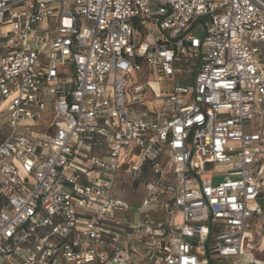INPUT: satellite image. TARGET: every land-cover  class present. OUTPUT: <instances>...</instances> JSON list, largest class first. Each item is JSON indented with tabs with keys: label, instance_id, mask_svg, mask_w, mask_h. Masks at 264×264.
I'll use <instances>...</instances> for the list:
<instances>
[{
	"label": "built area",
	"instance_id": "built-area-1",
	"mask_svg": "<svg viewBox=\"0 0 264 264\" xmlns=\"http://www.w3.org/2000/svg\"><path fill=\"white\" fill-rule=\"evenodd\" d=\"M5 25L0 256L23 244L18 264H264V207L248 209L264 201V0H0ZM141 71L174 81L163 112L126 103ZM146 164L140 202L119 198L122 170Z\"/></svg>",
	"mask_w": 264,
	"mask_h": 264
},
{
	"label": "rangeland",
	"instance_id": "rangeland-1",
	"mask_svg": "<svg viewBox=\"0 0 264 264\" xmlns=\"http://www.w3.org/2000/svg\"><path fill=\"white\" fill-rule=\"evenodd\" d=\"M54 19H50V26L54 25ZM9 27L7 25L0 27V32H5ZM154 31L157 33V27L154 26ZM55 35V31L51 33V36ZM184 69V68H183ZM185 70H188L185 69ZM178 85L184 87H191V81L189 75L186 71L179 73L177 75ZM174 86V81H167L163 77H158L157 73L149 75L146 71L136 72L128 78V84L125 88V101L128 105L135 104L136 108L141 109L146 115L155 114L157 112H163L165 110V101L164 99L168 97ZM7 102L0 106V137L6 134L5 122L7 120ZM50 122L49 118L45 119L43 126L33 129L35 132L43 133L46 132L45 127L47 123ZM258 144H255L252 148L256 149ZM264 151V146L260 147ZM135 154L132 156V161H135ZM168 156L165 155L161 159V164L167 162ZM238 161L237 158L232 159L229 164H215L212 167H209V172H207L203 178L210 179L212 172H220L222 176L229 174L231 171L232 163ZM221 181V177L213 179V183H218ZM142 179H136L134 181L131 178L123 177L120 178L116 186L117 195L123 197L126 201L133 205H137L140 202L142 195ZM2 205V199L0 198V206ZM256 206L264 207V201H259L257 204L249 205L248 209L253 212ZM151 208L143 209V212H150ZM251 223V218L246 220V224ZM253 227H258L264 231V219L257 221L256 223L252 222ZM249 238V242L253 239V229L245 227L244 230V239ZM245 241L242 248V259H249L250 253L245 250ZM247 243V244H248ZM24 249L23 244H18L14 253L7 256H0V264H18L17 257ZM259 253L264 252V236L261 239V244L259 246ZM217 258L215 257L214 260Z\"/></svg>",
	"mask_w": 264,
	"mask_h": 264
},
{
	"label": "crops",
	"instance_id": "crops-1",
	"mask_svg": "<svg viewBox=\"0 0 264 264\" xmlns=\"http://www.w3.org/2000/svg\"><path fill=\"white\" fill-rule=\"evenodd\" d=\"M7 121V120H6ZM45 123V120L43 122V124L41 126H43ZM5 126H6V129H7V122H5ZM7 133V131H6ZM6 135V134H5ZM5 135L0 137V144L5 140ZM100 146H96L95 149L92 151V154L93 155H98V156H103V154H105V151H106V148H105V145L103 144L101 146V148H99ZM123 177H128V178H131L132 181L136 180V179H139L141 178L142 179V195H141V198L143 197V194H144V185L146 183V181L149 179L150 177V170H149V166L146 164L143 166V168L141 169L140 173L139 174H130L128 172H125L122 170L121 174H120V178H123ZM119 181V180H118ZM118 184V183H117ZM119 198L125 200L123 197H120ZM141 200V199H140ZM126 201V200H125ZM128 202V201H127ZM260 257L261 258H264V252L260 253Z\"/></svg>",
	"mask_w": 264,
	"mask_h": 264
},
{
	"label": "trees",
	"instance_id": "trees-1",
	"mask_svg": "<svg viewBox=\"0 0 264 264\" xmlns=\"http://www.w3.org/2000/svg\"><path fill=\"white\" fill-rule=\"evenodd\" d=\"M7 133H8V127H7ZM7 133H6L5 137L7 136ZM263 196H264V193H263ZM0 207H1V206H0Z\"/></svg>",
	"mask_w": 264,
	"mask_h": 264
}]
</instances>
